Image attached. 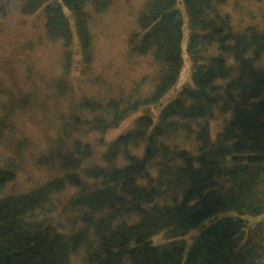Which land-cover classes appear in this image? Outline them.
<instances>
[{"label": "trees", "instance_id": "trees-1", "mask_svg": "<svg viewBox=\"0 0 264 264\" xmlns=\"http://www.w3.org/2000/svg\"><path fill=\"white\" fill-rule=\"evenodd\" d=\"M228 1L147 0L129 44L158 65L152 90L69 102L38 159L51 177L28 192L5 194L16 168L0 167V264H71L73 256L87 264H264V28L238 30L223 11ZM110 4L24 0L21 8L43 11L67 54L76 30L90 59L89 6ZM185 53L192 82L166 102ZM50 90L59 102L73 93L66 77ZM10 93L0 80V135L9 115L31 104L28 95L15 106ZM131 114L134 125L111 141L99 137L105 151L93 156L87 138ZM62 192L64 204L55 199ZM161 233L167 242L157 244Z\"/></svg>", "mask_w": 264, "mask_h": 264}, {"label": "rangeland", "instance_id": "rangeland-1", "mask_svg": "<svg viewBox=\"0 0 264 264\" xmlns=\"http://www.w3.org/2000/svg\"><path fill=\"white\" fill-rule=\"evenodd\" d=\"M146 1L111 0L110 6L101 12H96L90 5L89 28L93 44L91 58L85 59L76 30L68 46L70 54H67L63 41L53 40L48 35L43 11L27 14L21 8L24 0H0V80L13 98H18L16 101L9 98L7 102L11 99L16 106L24 96H32L30 106L11 113L4 124L8 126L7 130L1 129L0 167L10 165L16 168V178L8 183L5 194L28 192L51 177L38 164V159L48 151L47 141L60 126L58 118L69 111V102L85 94L130 97L137 88L140 96H144L155 86L158 65L149 55L132 53L129 44L131 34L139 30L137 18ZM223 11L230 14L238 30L252 25L264 28V0H229L223 6ZM192 68L190 57L185 53L181 78L166 95V102L182 86L192 82ZM61 77H66L73 93H67L59 102L58 98L47 95L52 83ZM2 103L0 101V105ZM135 115L131 114L119 127L112 128L104 135L101 132L90 135L87 139L93 143V156L99 158L105 151L106 144H100L99 137L108 141L115 139L134 125ZM2 117L0 110V119ZM0 122H3L2 119ZM211 125L215 137L216 120H212ZM67 196L62 192L56 194L55 199L64 204ZM60 220L69 227L70 222L64 216ZM198 233V229L191 231L186 236L188 242ZM154 241L163 244L167 239L161 233L154 237ZM71 264L87 263L81 256H73Z\"/></svg>", "mask_w": 264, "mask_h": 264}]
</instances>
